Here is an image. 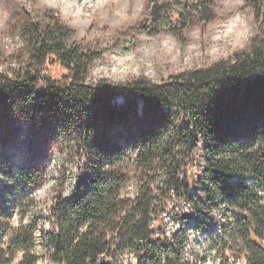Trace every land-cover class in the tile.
Here are the masks:
<instances>
[{
	"label": "clouds",
	"instance_id": "1",
	"mask_svg": "<svg viewBox=\"0 0 264 264\" xmlns=\"http://www.w3.org/2000/svg\"><path fill=\"white\" fill-rule=\"evenodd\" d=\"M32 26L39 32L59 29L60 42L67 50L80 53L82 65L52 50L38 56V41L26 32ZM258 45L264 46V0H0V93L20 85L31 89L33 96L39 91L64 95L68 82L79 73L80 84L93 93L107 88L147 97L136 91L137 85L155 91L179 73L190 74L189 65L204 67L212 57L223 67L234 66ZM54 64L63 70L62 83L48 71ZM29 73L25 84L21 78ZM18 105L12 106L13 112ZM173 112L176 115L170 117L168 128L174 126L179 137L173 156L176 178L181 183L190 181L195 196L189 199L179 194L168 183L166 167L148 169L151 176L145 173L142 148L146 144L129 146L107 158L88 146L81 158L77 142L83 136L77 137L72 126L70 135L69 127L58 128L49 143L43 172L37 173L39 181L30 184L24 195L7 198L9 214L0 215V264H61L62 259L67 264L53 240L61 228L58 207L64 205L69 214L84 212L86 201L98 195L95 186L106 185L112 177L118 182L112 193L111 218L97 222L85 216L78 226L77 239L90 231L97 239H107V246L85 255L87 264H253L254 254L264 252V232L258 229L254 214L264 211V182L258 179V169L264 166V137L248 144L233 141L220 148L236 145L251 150L244 157L252 162L251 173L231 174L243 181L240 194H251V202L250 206L236 205V212L212 211L216 205L200 199L195 184L208 170L205 153L220 149L204 147L208 139L199 127L205 139L197 145L193 135L190 144L180 147L184 120ZM90 160L101 163L89 164ZM93 168L102 182L92 184L94 191L70 205L80 178L91 175ZM7 181L10 178L0 174V182L12 185ZM240 194L225 201L235 202ZM144 200L150 208L142 211L138 206ZM194 200L208 211L195 207ZM189 216L202 223L188 226ZM228 216H232L231 224ZM129 217L156 241L123 244L120 226ZM150 244L155 253L141 255L140 249Z\"/></svg>",
	"mask_w": 264,
	"mask_h": 264
},
{
	"label": "trees",
	"instance_id": "2",
	"mask_svg": "<svg viewBox=\"0 0 264 264\" xmlns=\"http://www.w3.org/2000/svg\"><path fill=\"white\" fill-rule=\"evenodd\" d=\"M154 11L159 13L158 8ZM26 32L38 41V56L42 57L52 50L62 55L66 61H74L82 65L83 61L79 59L80 53L67 50L60 42L59 29L39 32L35 26H32L26 29ZM48 71L54 80L62 83L60 78L64 73L58 64H54ZM262 75H264V46L258 45L252 54L234 66L223 67L214 63L205 68L192 70L190 74L182 73L157 85L155 91H148L143 85H137L136 91L150 95L147 97L132 92L116 93L107 88L97 89L93 93L90 88L80 84L79 73L68 82L64 95L46 94L43 91L35 93L36 89L33 87L32 93H35L33 96L29 95L31 89L18 85L7 94L0 93V133L3 130L2 120L13 112V105L20 104L18 111L13 113L27 116L32 124H41L45 128L52 124L67 125L71 132L72 126L77 137L83 136L77 142L81 158L88 150V146L90 150L107 158L123 150L116 144L114 139L118 134L113 131L121 129L125 132L127 147L146 144L142 148L145 173L151 176L152 171L148 169L166 167L169 172L168 183L173 184L179 194L191 199L196 195L193 184L188 180L181 183L176 178L178 171L173 156L177 150L175 142L179 137L174 126L168 128L171 123L170 117L176 115L173 111L184 120L181 126L184 130L180 133L183 137L180 147L190 144L193 135L196 137L197 145L201 139H205L201 136L199 128L204 131L208 139L204 147L210 150L220 149L233 141L241 144L251 143L258 136L264 137V76ZM30 77L31 73L21 79L28 84ZM247 152L232 145L205 153L209 157L208 170L195 184V188L199 190L200 199H206L207 205H216L212 211L236 212V205L250 206L251 194H240L243 181L231 175L248 176L251 173L252 162L244 158ZM100 163V160L89 161V164L97 166ZM119 168L122 170L123 165ZM37 173V169L14 171V166H4L0 161V174L9 177L10 181L7 182L12 184L4 182L1 184L0 215L9 214V208L6 206L8 199L24 195L28 191V185L39 181L40 177ZM258 179L264 182V166L258 169ZM97 182H102V178L96 175L93 168L91 175L85 174L80 178L77 191L68 203L77 204L89 191H94L91 185ZM117 182V179L112 177L106 185H96L98 195L86 201L88 207L84 212L77 210L69 214L65 211L64 205L58 207L57 215L61 221V228L58 236H54L53 240L60 256L67 257V264H87L84 259L86 254L107 246V239H97L94 231H90L81 239L76 237L80 221L85 216L97 222L111 218L109 213L115 206L112 193ZM212 183L219 186L220 192ZM239 194L235 202L225 201V199H234ZM193 203L198 209L208 211V207L199 201L194 200ZM138 207L143 211L150 208V205L144 200ZM254 214L258 229L264 232V211H256ZM187 219L188 223L192 222L194 226L202 223L201 219L191 216ZM227 222L232 223V216L227 217ZM96 226L98 227L99 224ZM120 233L123 244H135L139 239L155 242L157 239L148 235L143 225L131 217L124 220L120 226ZM155 251L156 248L150 244L146 248H141L140 254L151 257ZM61 264H64L63 259ZM253 264H264V252L254 254Z\"/></svg>",
	"mask_w": 264,
	"mask_h": 264
},
{
	"label": "rangeland",
	"instance_id": "3",
	"mask_svg": "<svg viewBox=\"0 0 264 264\" xmlns=\"http://www.w3.org/2000/svg\"><path fill=\"white\" fill-rule=\"evenodd\" d=\"M215 63V57H212L204 67L197 65L194 69L189 65L190 71L205 68ZM179 73L177 75H180ZM2 132L0 133V161L4 166H14V171L22 169H37L42 173L48 160V146L54 140L57 129H67V125L57 126L49 125L47 128L41 124H32L25 115H18L10 112L2 122ZM118 134L115 137L116 144L125 149L127 140L125 132L120 129L113 130ZM71 130L68 128V134ZM131 171V165L128 166ZM18 173V172H17ZM39 176V175H38ZM0 182V191L2 190ZM26 185H28L26 183ZM29 186V185H28ZM29 190V189H28ZM188 226H194V223H188Z\"/></svg>",
	"mask_w": 264,
	"mask_h": 264
}]
</instances>
